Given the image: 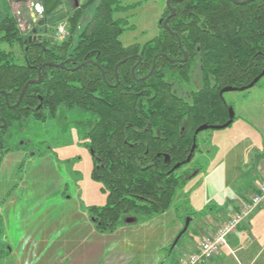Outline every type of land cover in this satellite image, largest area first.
Wrapping results in <instances>:
<instances>
[{"label": "flooded vegetation", "instance_id": "af4514ba", "mask_svg": "<svg viewBox=\"0 0 264 264\" xmlns=\"http://www.w3.org/2000/svg\"><path fill=\"white\" fill-rule=\"evenodd\" d=\"M46 1L49 0H7L10 7H17H12L5 18L13 17L16 22L20 19H27L23 27L17 24L24 48L23 52L20 50L22 57L21 61H28L25 55L31 52L30 50L36 52L40 51L44 57L39 66L35 69V76L32 75L31 79L28 81L37 80L38 77L41 76V82L40 84H37L41 85L44 78L51 80L53 76H59L70 78V80L66 83L59 80L58 85L62 86L65 84L64 86L73 87L81 84L80 79L82 75H79V71L83 67L95 66L100 72L98 80H100L103 85V89L116 90L121 88V74L118 72L119 67L127 61L132 60L133 64L130 67L129 73L133 81L136 83H142L153 75L165 80L164 84H166L171 91L169 96H171L177 105L186 107L188 109L187 112L197 110V103H200L204 97L213 96L214 99L219 102L224 111L225 121L221 124L218 123L219 117H215L211 114L210 116L212 120L207 118V120L198 124L192 123V117L185 114L183 121H171L175 127L179 125V130L176 135L173 131H159L157 128L151 130V124L148 121H145L142 130L135 129L139 134H149L150 131L152 134L153 132L154 134H152L151 138L154 143L162 145L159 147L160 150L155 152L150 158L147 149L145 150L143 157L149 158L147 164H149L150 161L161 160L167 173L176 172L177 174L184 175V178L187 180L192 177L191 175L193 172H196L197 174L200 167L195 166L189 169L186 168L190 166L195 153L199 152V143H207V139L199 140V135L206 131H215L216 129H212L211 127L220 126L226 123L229 120V110L234 113L232 107L227 103L225 98L226 94L233 91H239L238 89L246 87L264 72V19L262 22L260 21V15L263 16L264 14V0H227L234 7L251 6L243 8L244 10L242 9L240 11V17L252 13L255 14L256 22H258L255 24L248 22L247 25H244L245 27L243 26V28L239 30L242 39L248 38L247 47H239L240 51H238V45L235 43L231 32H227L228 34H222L223 30L221 33L220 25H211L209 23L211 14L209 8H203L200 16L201 22L198 25H194L193 19L188 17V15L183 17V23L181 25L173 23V20H175L177 15V8L175 5L184 1L185 3H189L190 0L169 1L170 8H168L166 4L163 16L158 19L154 37L143 43L133 41L127 46L123 45L119 38L125 32H133L134 27L119 23L116 26L117 29L115 28L117 31L121 29V32L117 35V42L122 49L130 47L133 48V51L131 54L123 57L115 63L112 70V81H109L110 74H108L106 70L104 71V69L98 67L92 60V50L84 52L83 49L79 48L82 44L84 33L92 30L94 28V23L98 21L97 13L100 9L99 6L101 5V0H55V6L48 14L46 13L45 8ZM121 1L122 0H118V6H123L121 5ZM200 2L203 3V5L206 4V0H200ZM253 4H255L254 7L252 6ZM252 7L254 10H252ZM226 8L229 7L226 6ZM134 9L135 8H133V10ZM172 9L174 10V15L167 20L166 24H164V21L170 16ZM124 14L125 12L114 11V21H124L126 17H121ZM60 23L63 24L65 33L61 38L57 36V25H60ZM196 31L198 32V38H195ZM212 36L217 38L214 46L211 44L213 43V40L208 39V37L211 38ZM234 45L236 46L235 48H233ZM105 47L107 49L106 52H108V44L105 45ZM148 51L152 53L149 64H147L146 61L148 58L144 56V53H147ZM222 51H225V53ZM46 55L50 56L51 59L45 57ZM242 59L246 62V65L244 66L240 64ZM103 62L105 65L108 64V55H106ZM48 63L53 65L44 66L41 68L40 72H38V69L42 65ZM30 67L32 68L33 66ZM47 68L52 70L43 73L42 71ZM144 69L147 70L144 71ZM238 75H254V77L251 78L249 82L238 87L235 86ZM263 78L264 75L253 87H255ZM1 92L0 94H2ZM4 97L5 99L7 98L6 93ZM37 97L40 103L37 107L30 109V113L26 118L12 122L8 127L6 121L3 118H0V131L5 129V132L0 135V179L2 180L4 178L8 161L12 162L13 156H15L14 160L19 161L18 167L19 170L22 171L21 168L29 155L28 152H25V145L32 146L31 142H28L27 140H23L20 144H11L12 135L8 134V129L13 125L28 119L34 122L44 123L48 119L55 118L60 110H64L68 113L81 112L89 114L94 118L93 123L84 131L81 139L76 143L77 146L84 149L90 156L92 162L90 170L91 174L95 167L94 161L98 158L90 148V138H86V136L95 128L96 123L98 122L96 114L92 110L85 111L77 107H68L66 100L60 98V100L55 103L54 114L51 115L50 110L44 109L41 105V96L37 95ZM16 103L14 105H9L6 101V105L10 109H14L20 104L19 103L15 106ZM39 109L42 112L43 119L35 120L32 115L33 113L38 112ZM237 119L238 117L234 114L232 123L225 129L230 128ZM164 122L165 121H159L157 123L164 126ZM201 126H207L208 128L195 133V131ZM142 142H146V140ZM187 143L190 144L187 148L180 146L181 144ZM193 143L195 144V147L192 157L188 163H184L190 153ZM134 145H138V142H134L133 146ZM31 155L35 154L32 153ZM38 156H42V153L39 152ZM175 159H181V161L173 162ZM77 161H79V158L77 157L67 159V162L72 165L77 164ZM176 164H180V166L177 169H174ZM14 191L15 190L12 187L4 193L0 192V211L4 209L6 210V207L9 208V203L14 198H12ZM1 218L0 222L4 223V219L2 218V220ZM7 218L8 217L5 218L6 221ZM89 218L94 224L93 218L90 216ZM132 218L133 217H129V219ZM1 223L0 264H14V262L19 259V255L13 252V249L7 244V242L4 243L1 241V237H3L4 240L7 239L4 235ZM18 262L21 264V261L18 260Z\"/></svg>", "mask_w": 264, "mask_h": 264}, {"label": "trees", "instance_id": "16d2710c", "mask_svg": "<svg viewBox=\"0 0 264 264\" xmlns=\"http://www.w3.org/2000/svg\"><path fill=\"white\" fill-rule=\"evenodd\" d=\"M252 6L254 7L255 4ZM175 7L177 15L173 23L178 25L183 23L182 19L186 15L193 19L194 25H198L201 22L203 8H209L211 12L209 23L220 25L222 34L231 32L238 45V51L241 47H247L248 44V38L242 39L239 30L248 22L258 23L255 14H245L240 17V11L251 6L234 7L227 0H206L204 5L200 0H190L189 3L184 1ZM253 7L252 10H254ZM99 8L98 21L94 23L92 30L84 33L79 48L84 52L92 50V60L110 74L109 81H112L115 63L133 51L130 47L122 49L117 42V35L121 29L117 31L116 26L119 23L127 26V18L124 21H114L113 13L114 11L126 13L135 8V5L118 6V0H101ZM263 17L264 14L260 15L261 22ZM197 35L196 31L195 38H198ZM208 39L213 40L211 44L214 46L217 38L212 36ZM2 43L9 46L16 44L23 52L22 38L13 17H7L0 22V44ZM107 44L108 52L105 47ZM235 47L234 45L233 48ZM30 51L25 55L28 61L18 63L11 52L0 49V92L4 91L7 96L5 99L4 95L0 94V118L6 121L7 127L12 122L26 118L30 109L37 107L40 103L37 95L41 96V105L44 109L50 110L51 115L54 114L55 103L60 98L66 100L68 107L92 110L98 122L86 138H90V148L98 159L94 161L95 167L91 172V178L101 185V192L106 194V204L103 207H91L88 210V215L93 218L95 229L100 233H112L123 224L122 220L126 215L138 220H148L154 215L167 211L175 192L184 188L187 179L176 172L167 173L161 160L150 161L147 164L149 158L158 152L162 145L154 143L151 138L153 132L139 134L135 129L142 130L145 121H148L151 124V130L157 128L159 131H173L176 135L179 125L175 127L171 121L181 122L185 114L192 117L191 122L196 124L207 118L212 120L211 114L219 117L218 123L221 124L225 121V115L219 102L213 96H207L197 103V110L187 112L186 107L177 105L169 96L171 91L164 84L165 80L153 75L142 83L133 81L129 73L133 61L129 60L118 69L121 74V88L103 89V85L98 80L99 70L95 66H86L79 71V75H82L80 85L73 87L64 86L65 84L58 85L59 80L65 83L70 80L65 77L53 76L51 80L44 78L41 85L28 86L20 104L10 109L6 101L9 105L16 103L23 85L31 79L32 75L35 76V69L44 58L40 51ZM222 52L225 53V51ZM106 55H108L107 65L103 62ZM151 55L150 51L144 53V56L148 58L147 64L150 62ZM45 57L50 58L48 55ZM240 64L244 66L246 62L242 59ZM50 70L52 69L47 68L42 72ZM253 77L254 75H238L235 86H242ZM32 116L35 120L43 119L40 109ZM159 121H165L164 126L159 125L157 123ZM4 132L5 129L1 130L0 135ZM144 140L146 142H142ZM134 142H138V145L133 146ZM189 145L187 143L180 146L187 148ZM146 149L149 158L143 157ZM179 161L181 159L173 160V162ZM191 215L188 214V216Z\"/></svg>", "mask_w": 264, "mask_h": 264}, {"label": "rangeland", "instance_id": "374dc122", "mask_svg": "<svg viewBox=\"0 0 264 264\" xmlns=\"http://www.w3.org/2000/svg\"><path fill=\"white\" fill-rule=\"evenodd\" d=\"M166 1H121L123 6L135 5L134 10L130 9L121 16L126 17L128 25L134 27L133 32H125L119 38L123 45L127 46L133 41L143 43L154 37L158 19L165 12ZM12 7L8 5L7 0H0V22ZM26 21L27 19H20L17 24L23 27ZM60 25L63 26L62 23ZM0 49L11 52L18 63L22 62L21 51L16 44L9 46L2 43ZM225 98L236 117L248 120V113H257L261 119L258 122L264 125V113L262 114L264 78L255 87L247 91L230 92ZM93 120L94 118L89 114L60 110L55 118L48 119L44 123L28 119L8 129V134L12 135L11 144H20L23 140H27L32 146L25 145V152L29 155L21 168L22 171L18 167L19 161L14 160L15 156H13L12 162L8 161L4 178L0 179V192L4 193L13 187L15 190L13 199L16 202L11 207H6V210L0 211V218L4 219L1 218L4 222L2 228L7 237L5 240L1 237V241L7 242L15 252L18 244L28 239L29 235L45 237L49 230L54 231L59 228L64 234L59 238L61 241L56 240L51 243L47 254L35 257L37 264H57L63 253V250L59 249L60 243L65 242L64 244L68 245L67 241L71 235L86 233L85 226L79 225L78 222L80 213L86 212L88 215L91 207H103L106 204V194L101 192V185L91 178L92 162L89 154L76 145ZM260 130L264 138V130ZM224 133L226 129L206 131L199 135L198 139H207V143H199V152L195 153L190 166L186 169L198 166L200 170L197 174L193 172L184 188L175 192L167 211L154 215L148 220L132 218L131 223H126L129 215L124 216L123 224L119 227L128 224L135 226L133 228L135 235L131 239L137 243V246L153 249L164 244V246L168 245L169 249L176 235L183 228L185 219L189 217L188 214H193L195 221L209 212L208 206L215 204L226 206L234 201L239 194L236 190L244 188L245 182L257 184V179H254L250 170L246 171L244 166L241 167L243 173L249 172L251 176L246 174L231 181L233 162H230L228 167L222 168L224 170L222 174L217 172L220 165H217L219 158L218 155L216 156L215 147L223 139ZM39 152L42 156H38ZM32 153L35 155H31ZM72 157L79 158L77 164L72 165L67 162V159ZM246 161L242 160V164H246ZM245 192L247 195L250 194L248 191ZM6 217H8L7 227ZM189 226L188 232L178 240L170 253L168 260L173 264L177 263L178 254L186 255L181 243L191 232L192 224ZM88 231L89 228L87 233ZM115 231L116 229L113 232ZM29 232L31 234H28ZM37 243L42 248L44 240L41 238ZM18 258L23 264L22 257L19 255ZM18 260L14 264H19ZM135 261L136 259L133 258L131 263L134 264Z\"/></svg>", "mask_w": 264, "mask_h": 264}, {"label": "crops", "instance_id": "0c3cea01", "mask_svg": "<svg viewBox=\"0 0 264 264\" xmlns=\"http://www.w3.org/2000/svg\"><path fill=\"white\" fill-rule=\"evenodd\" d=\"M247 117L248 120L238 117L233 125L226 129L223 139L216 145L215 153L219 158L217 165H220L217 172L222 174L224 172L222 168L228 167L229 163L233 162L231 181L247 174L248 176L253 175L258 184L264 178V172H260V163L264 161V138L260 129L264 130V125L258 122L261 119L257 113H248ZM244 159L247 160L246 164H242ZM243 166L246 171L250 170L251 175L249 172L243 173L241 169ZM256 185L245 182L244 188L236 190L239 194L230 204L226 206L210 205L208 206L210 207L209 212L195 221L193 214L189 216L192 217L191 232L181 243L186 255L196 250L204 232H213L223 217L227 218L232 211H237L236 205L246 193L245 191L253 193L256 190ZM14 196L13 193L12 198ZM14 203L16 202L12 199L9 207ZM75 213L78 212L75 210ZM79 218V225L85 226L86 233L71 235L67 241L68 245H65V242L60 243L59 249H62L63 253H61V258L57 264H133L131 263L133 258L136 259L134 264H173L172 261L168 260L171 255L167 252L168 245L162 244L153 249L137 246V243L131 239L135 235L133 232L135 226L133 225L128 224L119 227L112 233H100L95 229L86 212L80 213ZM7 222L5 223L6 227ZM3 224L1 223V225ZM63 235L60 228L54 231L49 230L45 237L29 235L28 239L18 244L14 253L21 255L23 264H31L32 261H34L32 264H37L35 257L37 258L44 253L47 254L51 243L56 240L61 241L59 238ZM41 238L44 240L42 248L37 243ZM205 264H264V207L256 209L245 218L237 227V231L228 236L227 247H223L216 257Z\"/></svg>", "mask_w": 264, "mask_h": 264}, {"label": "built area", "instance_id": "2783aa9c", "mask_svg": "<svg viewBox=\"0 0 264 264\" xmlns=\"http://www.w3.org/2000/svg\"><path fill=\"white\" fill-rule=\"evenodd\" d=\"M64 27L58 26L57 36H64ZM237 211H232L229 217H223L213 232H204L196 250L187 255L178 254L177 264H205L216 257L223 247H227V238L237 231L240 223L256 209L264 207V178L256 185V190L244 194L237 203Z\"/></svg>", "mask_w": 264, "mask_h": 264}, {"label": "water", "instance_id": "95a60500", "mask_svg": "<svg viewBox=\"0 0 264 264\" xmlns=\"http://www.w3.org/2000/svg\"><path fill=\"white\" fill-rule=\"evenodd\" d=\"M169 1H175V0H168V1H167L166 4H167V7H168V8H170V6H169ZM244 3H247V2H244ZM54 6H55V0H49V1H46V3H45L46 13L48 14V13L54 8ZM173 15H174V10L172 9V10H171V14H170V16L164 21V24H166L167 20H168L170 17H172ZM52 65H53V64H51V63L44 64V65H42V66L38 69V72H40V70H41L42 67H44V66H52ZM39 75H40V74H39ZM263 75H264V72H263L261 75H259L257 78H255V79H254L249 85H247L246 87H242V88H240V89H238V90H239V91H244V90H247V89L252 88V87L258 82V80H259ZM40 82H41V76H39L37 80H30V81H28V82L23 86V88H22V90H21V93H20V96H19V99H18V101H17V103H16L15 106H17V105L20 103V100H21V98H22V95H23L25 89H26L29 85H32V84L37 85V84H40ZM226 90H230V89H226ZM226 90H225V91H226ZM1 93H2L3 95H5L4 92H1ZM233 118H234V113H233L231 110H229V120H228L226 123H224V124H222V125H220V126H215V127H211V128H212V129H216V130H222V129H225V128H227V127L232 123ZM207 128H208L207 126H201V127H199V128L195 131V133H198L199 131L206 130ZM194 147H195V144L193 143V145H192V147H191V150H190V153H189L188 157L186 158V160L184 161V163H188V162L190 161V159H191V157H192V153H193V151H194ZM179 166H180V164H176V165L174 166V169H177ZM260 172H264V161H262V162L260 163ZM191 221H192V217H187V218L185 219V221H184V223H183V228H182L181 231L176 235L175 239L173 240L172 244L170 245V247H169V249H168V254L171 253L172 249L175 247V245L177 244L178 240L182 237V235H184V234L187 232L188 227H189ZM126 223H131V219H127V220H126Z\"/></svg>", "mask_w": 264, "mask_h": 264}]
</instances>
